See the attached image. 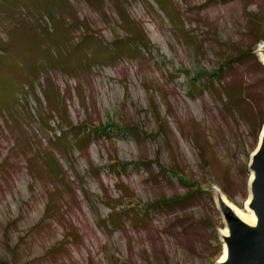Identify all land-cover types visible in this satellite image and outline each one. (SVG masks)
<instances>
[{
    "label": "rangeland",
    "instance_id": "374dc122",
    "mask_svg": "<svg viewBox=\"0 0 264 264\" xmlns=\"http://www.w3.org/2000/svg\"><path fill=\"white\" fill-rule=\"evenodd\" d=\"M263 44L264 0H0V264H217Z\"/></svg>",
    "mask_w": 264,
    "mask_h": 264
},
{
    "label": "water",
    "instance_id": "95a60500",
    "mask_svg": "<svg viewBox=\"0 0 264 264\" xmlns=\"http://www.w3.org/2000/svg\"><path fill=\"white\" fill-rule=\"evenodd\" d=\"M250 170L253 178L249 180V208L256 216V223L250 225L241 220L220 192L218 203L229 233L223 235L227 258L218 264H264V128L259 147L252 155Z\"/></svg>",
    "mask_w": 264,
    "mask_h": 264
},
{
    "label": "trees",
    "instance_id": "16d2710c",
    "mask_svg": "<svg viewBox=\"0 0 264 264\" xmlns=\"http://www.w3.org/2000/svg\"><path fill=\"white\" fill-rule=\"evenodd\" d=\"M160 5H161L162 9H164L163 8L164 6L161 3H160ZM64 33H65V30L63 29L62 35H64ZM138 38H140V40H142L141 42L144 43V38H143L142 34L141 35L138 34ZM77 39H78V41L74 45V47L76 49H74V50L77 51V52H79V50L77 48L81 45L83 38H81L80 40H79V38H77ZM132 41H134L133 38H130V39H119L118 43L116 44V47L118 48V50H123L125 48H128L130 46V44H131ZM0 51L3 52V51H5V49L3 47H0ZM67 128L69 130V133L75 134V135L78 134L77 131H76V129H78V127L74 126L69 121L67 122ZM57 138H58L59 143L62 146H65V145H67L69 143V141L66 139V132H61V134ZM52 159H54V158H52ZM54 161H55V166L54 167L55 168H58L59 167L58 161L56 159H54ZM192 194H193L192 192H189L185 196H183L181 199L179 197H174V198H171V199H167V200L160 201L156 205H152V206L145 205V206H141V207H136V206L128 207L129 208L128 210H131V211H139L141 213H146L149 208L155 207V206H160L158 204H161V205H169V204H172V203H175V202H179L181 200H184V199L190 197ZM112 208H114V207H112ZM136 208H137V210H136ZM123 211H125V210L122 209V211H120V212H123Z\"/></svg>",
    "mask_w": 264,
    "mask_h": 264
},
{
    "label": "bare ground",
    "instance_id": "6f19581e",
    "mask_svg": "<svg viewBox=\"0 0 264 264\" xmlns=\"http://www.w3.org/2000/svg\"><path fill=\"white\" fill-rule=\"evenodd\" d=\"M261 52H262V56L264 57V44L261 47ZM262 135H263V130L261 132V136ZM252 178H253V173H251L250 180ZM221 194H222L223 200L235 211V213L239 216V218L241 220H243L244 222H246V223H248L250 225H254L256 223V216H255L254 212L249 208V206H248V208H246L247 211H248V212H246L245 210L240 209L239 207H237L236 205L231 203L228 200V198L226 197V195L222 191H221ZM250 201H251V193L249 195L248 205H249ZM228 233H229L228 228L223 231L224 235H228ZM227 254H228V250H227V246H226V244L224 242V251H223V254H222L221 258H220V261H224L227 258Z\"/></svg>",
    "mask_w": 264,
    "mask_h": 264
}]
</instances>
